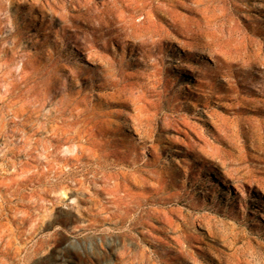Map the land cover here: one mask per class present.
Wrapping results in <instances>:
<instances>
[{
    "label": "rangeland",
    "instance_id": "rangeland-1",
    "mask_svg": "<svg viewBox=\"0 0 264 264\" xmlns=\"http://www.w3.org/2000/svg\"><path fill=\"white\" fill-rule=\"evenodd\" d=\"M0 264H264V0H0Z\"/></svg>",
    "mask_w": 264,
    "mask_h": 264
},
{
    "label": "bare ground",
    "instance_id": "bare-ground-1",
    "mask_svg": "<svg viewBox=\"0 0 264 264\" xmlns=\"http://www.w3.org/2000/svg\"><path fill=\"white\" fill-rule=\"evenodd\" d=\"M190 89V88H189Z\"/></svg>",
    "mask_w": 264,
    "mask_h": 264
}]
</instances>
